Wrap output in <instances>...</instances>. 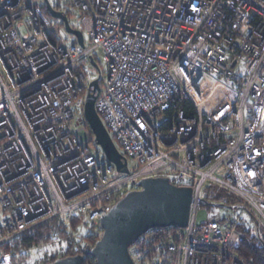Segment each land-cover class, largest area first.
I'll return each mask as SVG.
<instances>
[{"label":"built area","instance_id":"obj_1","mask_svg":"<svg viewBox=\"0 0 264 264\" xmlns=\"http://www.w3.org/2000/svg\"><path fill=\"white\" fill-rule=\"evenodd\" d=\"M56 9L70 24L77 15L84 47L39 0H0V264H15L17 240L46 225L77 242L75 222L100 227L126 192L157 177L192 187L189 221L142 234L129 247L135 264H249L235 249L239 217L197 218L201 201L225 189L264 230V0H65ZM91 58L96 109L128 172L93 151ZM221 82L234 97L218 98Z\"/></svg>","mask_w":264,"mask_h":264},{"label":"water","instance_id":"obj_2","mask_svg":"<svg viewBox=\"0 0 264 264\" xmlns=\"http://www.w3.org/2000/svg\"><path fill=\"white\" fill-rule=\"evenodd\" d=\"M44 4L49 15L61 20L65 30L73 34L77 43L84 47L83 32L73 28L68 16L56 9L49 0H45ZM90 61L98 67L94 58ZM100 90L99 81L97 79L92 81L84 107L85 118L96 144L102 149L109 163L115 164L120 172H128L126 157L119 151L97 112L96 100ZM136 186V189L126 192L115 203L109 214L100 219L103 234L94 245H87L83 253L62 257L47 264H84L87 255L92 256L96 264H135L129 253V247L142 234L153 228H184L187 226L192 202V187L177 186L167 177L143 179ZM212 205L221 206L220 203L201 201L203 208L198 214V224L208 220L207 207ZM225 207L234 212L244 210L249 214L254 222L257 235L264 245L259 220L245 204Z\"/></svg>","mask_w":264,"mask_h":264},{"label":"trees","instance_id":"obj_3","mask_svg":"<svg viewBox=\"0 0 264 264\" xmlns=\"http://www.w3.org/2000/svg\"><path fill=\"white\" fill-rule=\"evenodd\" d=\"M44 12L49 14L45 8V4H41ZM56 8H59L58 5H53ZM97 60V59H96ZM185 106L187 108L192 109V104L188 101L185 102ZM206 190H210V187H206ZM213 190V189H212ZM216 196L212 199L214 203H220L222 207L225 206H234L238 204H244V201L237 196L236 194L225 190V189H215ZM120 196V195H119ZM122 196V195H121ZM209 207H207V211ZM52 228L54 230H52ZM52 228H49L48 225L43 226L41 228L35 229L23 235L20 239L15 243V248H29L33 246H41L48 242L51 236H59L62 234V229L57 228L53 225ZM93 228H97V232L101 229L100 227L93 226ZM238 229L241 233L240 241L238 242L237 247L235 248L237 253L243 257L249 264H264V245L260 241L257 232L253 231L250 227L245 226L240 219V223L238 224ZM87 233L83 237V241L73 242L67 241V245L63 244L59 249L54 250V252H46L42 260H45L44 264L55 261L59 258L66 257L69 255H76L83 253L85 247L87 245H94L97 241L98 237L96 236V232H89L90 230H86ZM89 232V233H88ZM260 233L264 237V230L260 227ZM53 234V235H52ZM16 255L14 258V263L16 264ZM41 260V259H40ZM84 264H96V260L92 256H85Z\"/></svg>","mask_w":264,"mask_h":264},{"label":"rangeland","instance_id":"obj_4","mask_svg":"<svg viewBox=\"0 0 264 264\" xmlns=\"http://www.w3.org/2000/svg\"><path fill=\"white\" fill-rule=\"evenodd\" d=\"M41 2V4L44 3L45 0H39ZM51 2V4L53 5H60L63 6L65 3V0H49ZM77 14V12H76ZM51 23L52 25H54V27H60L61 33L63 34V36L65 37V39L71 44V45H75L77 44V39L73 34L68 33L64 27H61L60 21L58 19H55L53 17H50ZM71 24L75 27L80 26V21L79 18L76 16H72L71 18ZM81 27V26H80ZM84 39L85 42L88 43L89 42V36L84 33ZM99 68L103 69L105 68L104 66V62L102 60H100L99 63ZM90 71L92 72V79H96L99 77V69L97 67L91 66L90 67ZM225 95H229L231 97H234L235 95V90L231 89L228 85H226L224 82L219 83L218 85V93L217 96L219 99H222ZM93 151L96 155V157L98 158V160H103L105 159V155L102 151V149L99 146H96L93 148ZM239 217L242 221L243 224H245L246 228L250 227L253 231H256L254 222L252 220V218L249 216V214H247L244 210H237V211H232L226 207H222V206H209V210H208V217L209 219H215V220H220L223 219L225 217ZM75 226L78 227L79 226V233L77 234V242L79 241H83V237L86 235L87 231L86 230H90L89 232H93L94 228L93 226H87L83 229H81V225L80 223L75 222ZM53 226H49V228H52ZM52 230H54L52 228ZM62 234H60L59 236H51V238L48 240V242L44 245L41 246H33V247H29V248H15V254H16V264H44L45 260H42V258L44 257V255L46 254V252H54V250H58L61 245L65 244L67 245V241H72L73 238L71 235H67L64 230H61ZM88 232V233H89ZM97 236V234H96ZM61 243V244H59ZM63 243V244H62ZM41 259V260H40Z\"/></svg>","mask_w":264,"mask_h":264},{"label":"flooded vegetation","instance_id":"obj_5","mask_svg":"<svg viewBox=\"0 0 264 264\" xmlns=\"http://www.w3.org/2000/svg\"><path fill=\"white\" fill-rule=\"evenodd\" d=\"M71 20V19H70ZM72 26V25H71ZM73 28H75V26H72ZM76 29H78L77 27H76Z\"/></svg>","mask_w":264,"mask_h":264}]
</instances>
